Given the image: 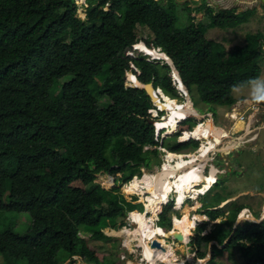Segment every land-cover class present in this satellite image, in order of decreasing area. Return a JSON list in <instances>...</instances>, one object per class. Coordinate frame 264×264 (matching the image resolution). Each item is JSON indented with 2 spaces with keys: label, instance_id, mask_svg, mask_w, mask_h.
<instances>
[{
  "label": "trees",
  "instance_id": "trees-1",
  "mask_svg": "<svg viewBox=\"0 0 264 264\" xmlns=\"http://www.w3.org/2000/svg\"><path fill=\"white\" fill-rule=\"evenodd\" d=\"M84 8L83 19L77 0H0L2 264H76L75 257L82 264H118L108 258L113 248L95 251L90 241H109L105 228L124 226L120 219L136 210V203L143 208L137 196L127 200L121 185L150 167V155L159 156L156 149L144 152L159 144L148 113L153 103L146 91L128 87L127 78L133 74L178 96L170 65L124 55L141 41L139 28L150 31L146 45L162 49L183 84L205 104L232 107L238 101L232 86L261 75V34H249L245 45L230 49L206 35L213 28L244 24L254 12L250 9L236 13L216 11L206 2L187 5L189 22L180 28L175 0L166 5L161 0H85ZM193 11L202 12L206 22ZM102 98L110 103L102 107ZM197 125V119L187 118L172 137ZM198 145L179 141L171 151ZM100 173L115 178L111 189L95 182ZM216 197L218 203L208 207L204 198L203 214L221 221L208 233L205 224L197 227L189 243L196 258H206L214 242L207 264H218V254L230 248L242 253L243 264H264V219L234 229L246 206L233 202L219 208L227 198ZM173 206L170 200L160 215L159 223L169 229ZM20 214L31 220L23 233L17 231Z\"/></svg>",
  "mask_w": 264,
  "mask_h": 264
},
{
  "label": "rangeland",
  "instance_id": "rangeland-1",
  "mask_svg": "<svg viewBox=\"0 0 264 264\" xmlns=\"http://www.w3.org/2000/svg\"><path fill=\"white\" fill-rule=\"evenodd\" d=\"M175 1L177 2L176 11H178V16H179L178 22L181 25L180 28L184 27V25L188 24V22H189L188 17H187L188 11L185 8L187 5H188V7L196 8L199 5H201L202 3L207 2V4H209V6L213 7L215 10H218L220 8L238 7L240 11L247 10L250 7H252L250 5H246V3H238V2L232 1V0H175ZM77 2L81 5L82 3L85 2V0H77ZM167 2H168V0H161V3L163 5H166ZM83 8L79 7V11H78L79 16L81 18L85 17L84 12H83ZM192 16H194L195 18H198L199 21L206 22L205 18L203 17L202 12H194L193 11ZM261 24H263V23H261ZM255 25H258V23H256ZM255 25L252 24L251 21H249V22L244 23L240 26H237L236 28H233V29L213 28V29H210L206 35L209 39H212L214 41L222 43V45H224L227 49H230L231 47H234L236 45L244 44L247 35L258 33V30L255 27ZM261 33L263 34L262 40H261V45H263L264 44V42H263L264 31H261ZM138 35L140 38H142L144 40V39H147L148 37H150L149 35H151V33L146 28H139L138 29ZM140 43L141 42H139L138 44H140ZM140 49H142L141 45H140ZM142 50L143 51L138 50V46L136 45L133 47L132 50H128L124 55H127V56H129V55L134 56L135 55V57L146 55V56H149L150 59H153V57H152L153 55H148L146 53V50H144V49H142ZM263 59H264V56L259 61L260 62L259 64L261 67L260 78H264V60ZM234 94H235L236 98H244V97L250 98L251 97V94H250V91L248 88H244L240 91H234ZM170 97H172V96H170ZM190 98H191L193 105L196 108V110H198L201 113H204L205 111H208L210 109L213 112L215 111V108L219 109L218 106H213V105H208V104L203 103L199 99L198 94L195 90L190 91ZM177 100H178V102H184L183 99H181L179 97L177 98ZM109 103H110L109 99L102 98L100 105L102 107H104V105L107 106ZM257 104H259L261 106L260 103H257ZM225 111H226V109H224V112ZM239 111H240V109H239ZM224 112L221 111V113L219 115H217V117L220 119L221 123L224 124V126H226L227 128H230L232 124L227 123L226 120L223 119V113ZM246 112H247V114H249L250 110H246ZM254 117L257 121L256 122V125H258L257 128L261 127V125L264 124V111L261 110L260 112L256 113V115H254ZM236 126L237 127L234 130V132H239L241 129H243L245 127V124L239 122L236 124ZM218 136H219V134H216L215 139ZM250 136H252V135H250ZM179 141H181V139L176 138L175 136L169 137L168 140L166 141V147L171 150L172 149L171 147L176 145ZM238 141H239V139L234 140L233 138L227 140V142H224V147H223V150H221V151L227 152V150L239 147L241 145V143H240V141L239 142ZM226 145H228V146H226ZM242 148H244V147H242ZM192 151H194V150L192 148H189L187 150L181 151L180 153L190 154V152H192ZM239 154H240L239 157H237L234 154H230L231 156H229L230 159L233 158V161L236 162L240 167H242L241 170L240 169L239 170L245 172V174L244 173L242 174L241 172L236 171V169L234 167V171L236 174L235 176L238 177L237 179L240 178L239 184L237 185L236 178L232 177L233 175H231V176L228 175L229 171L227 170L228 169L227 165H225L226 158L224 157V160H223V159L218 157L217 161L220 164L224 163V170L226 169L224 172V175L219 178L218 187L216 186V188H213L211 190V192H209L207 195L201 196L200 200L203 202L204 198L206 197V199L208 201H210L207 203V207L211 206V205H216L218 203V200L216 199L217 198L216 193H220V194H223V198H226V197L229 199L232 198V199H230V201H228V205L235 202L238 205L248 206L247 209L250 211V213H253L255 216H258L259 217L258 219H260L264 215V129L263 128L260 131L259 138L253 144L242 149L239 152ZM150 157L152 158V161H151ZM150 157L148 155V158H147V161L148 160H149V162L151 161L150 167L145 168V171L146 172H149V171L156 172V171H158V169H160L161 157L160 156L156 157L154 155H150ZM229 158H227V159L229 160ZM108 176H109L108 173H102V174L98 175V178L96 179L95 182L103 185L104 188H106V189H111L113 186H111L112 182ZM139 176H140V173H139ZM201 182H203V181L200 180V178H198V179H196L195 183H193V185L194 186L198 185ZM125 186H123V187H125ZM198 190H200V188ZM126 191L127 190L125 189L124 192H126ZM240 191H246V192L241 193L239 195L238 193H240ZM133 193L134 192H130V191L127 192V194H130V195ZM228 205L224 206V208L228 207ZM156 207L152 206L150 208V210L152 211L153 214H154ZM132 209H136L138 211H143V208L138 204L136 206H134ZM210 209H212V208H210ZM22 214H27V213H22ZM180 217L182 218V215H180ZM129 218H130V216L128 217V219L125 220V222H124L125 225H128V223L129 224L131 223V222H127V220H129ZM186 218H187V216L184 215V217L181 220H184ZM251 219H252V217H251ZM245 220H250V219L248 217H245L242 221L240 220L239 225H241ZM218 221H221V218H219ZM215 222H217V221H215ZM215 222H209V224L207 225V228L205 230V233L210 232L214 228ZM17 223H18V230L17 229L16 230L18 232L23 233L29 229V227L31 225V220H28L27 215H21L20 214V216L17 219ZM7 224L8 223L2 224V225H7ZM158 224H160L163 227V229H165V230L169 229V227H166L162 223H158ZM122 230H124V229H122ZM122 230H120V231H122ZM107 231H109V230H107ZM117 232H119V231H117ZM83 237L88 238V237H90V235H87V236L85 235ZM110 237H113V236H110ZM121 239L122 238L120 236H117L115 238H111L109 241H104V240L94 241V242L90 241V245H91V248L95 251L101 250L104 247V245H108L109 248H113L112 251H108V253H109L108 258H112L114 260H117L118 264H138L140 262V260L143 258L142 257V249L132 247L133 248V249L131 248L132 253L130 255H128L127 251L123 247L126 243L124 244V241ZM170 241L172 242L171 239H170ZM170 241H168V243L171 245L172 243ZM131 244L135 245V244H137V242H133ZM135 246H137V245H135ZM173 247L176 250L177 257L180 260H184L185 264H199L200 263V262L198 263L197 258L195 256V253H193L191 251V247L189 246V244L186 245V244H183L182 242L177 241V242H175ZM218 255H219L218 259H217L218 264H243L245 262V257L242 255V253L237 248L236 249L230 248L229 250H225L223 253H220ZM123 256H126L128 260H124L122 258ZM189 256H191V258H189ZM205 259H203V260H205ZM75 260H77L76 264H82L81 259L75 258ZM0 264H2L1 258H0ZM65 264H68V261ZM72 264H75V263H72ZM203 264H207V262L206 263L203 262Z\"/></svg>",
  "mask_w": 264,
  "mask_h": 264
},
{
  "label": "bare ground",
  "instance_id": "bare-ground-1",
  "mask_svg": "<svg viewBox=\"0 0 264 264\" xmlns=\"http://www.w3.org/2000/svg\"><path fill=\"white\" fill-rule=\"evenodd\" d=\"M141 48L146 50L149 54L154 55L157 58H167L166 53L159 50H154L151 48H148L143 43L138 44V48ZM141 49V50H142ZM143 51V50H142ZM131 79L133 82H136V80L133 77H128V79ZM165 99V103L159 102L158 106H160L163 110H169L170 116L168 118H165L164 121H161L157 123V126L159 128L165 127L169 129V133L172 131L173 125H175L176 120L185 119L190 114H196L199 116L198 112L194 109L193 104L191 101H187L186 105L179 104L177 101L167 97L165 94L163 95ZM157 102L158 100L155 99ZM249 123V122H248ZM245 128V127H244ZM214 131L210 136H207L206 134L208 132ZM217 129H214L213 124L211 123L206 128H198L194 134L198 136L199 138H207L206 141L208 142V137L211 139H215V135L217 134ZM216 140H220V138H217ZM208 149L214 148V142L211 141L210 145L206 146ZM209 151V150H208ZM205 150L204 147L201 148V155L192 154L189 159H186L185 155L181 156L179 154H170L169 157L171 160L174 158H177L178 160L175 162V164L168 162L165 163V170L164 172H157V173H147L144 178L142 179H135L131 182L130 185L127 186L126 190L130 192H139L143 193L145 191H149L152 195L148 197V200L150 201V206L148 209H150L152 206H157L155 208V213L153 216H147L143 213H132L131 217L135 221V228L136 230L133 231V229L130 230H122V231H112L111 234L114 236H120L126 238V244L131 246V243L137 242L138 246H142V256L147 260L148 264H185L184 260H180L176 255V250L165 241V239L158 238V235H164L165 237H171V236H181V240L184 242L183 244H186L188 241V236L191 234L192 229L196 226V220H202L203 218L201 216L195 215L193 218V215L191 216L189 214V210L185 209V215L187 216L184 220H175V228L171 229L170 231H164L160 227H156L154 224V220L156 219V211L160 207V205L165 202L169 196V194L173 191V189H177V192L179 193V207L182 203L183 198L187 193H192L193 191L197 190L195 189V186L191 181H196L198 176L196 175L195 171L197 169L190 168L187 170H183L179 175V180H170V176H173L175 173L178 172L179 169H182L185 166L193 165V163L196 161V159H204L206 153L208 152ZM200 180L204 179L202 175H200ZM216 175L215 170L213 169L211 171L210 176H207L205 180V186L202 188L203 193H205L207 190L210 189L213 182H215ZM156 182L159 183V186L156 185ZM197 193L198 190H197ZM226 203V202H225ZM224 203V204H225ZM223 204V205H224ZM197 206V205H196ZM183 209V208H182ZM191 216V217H190ZM251 218L252 215L249 211L244 212L243 217ZM201 222V221H200ZM113 229V228H112ZM156 238L159 239V241L163 244L165 247V250L162 249H153L150 247V245L147 243V240ZM183 247V246H182ZM133 249V248H132ZM191 258V256H189ZM179 259V260H178ZM204 261H201L199 264H203ZM144 264V263H143Z\"/></svg>",
  "mask_w": 264,
  "mask_h": 264
},
{
  "label": "crops",
  "instance_id": "crops-1",
  "mask_svg": "<svg viewBox=\"0 0 264 264\" xmlns=\"http://www.w3.org/2000/svg\"><path fill=\"white\" fill-rule=\"evenodd\" d=\"M232 1H236L238 3H246V5L252 6L249 9L252 10V11H254V12L250 16V18H249V20L247 22L251 21V23L254 24V25L256 23H258V25H255V27L258 30V33H256V34L263 35L261 33V31H264V0H232ZM224 9L236 10V13H241V12H245V11L248 10L247 9V10L240 11L238 7H230V8H224ZM247 22H245V23H247ZM261 23H263V24H261ZM256 34H252V35H256ZM246 41L247 40H245L244 44H242V45H245L247 43ZM263 42H264V39H263ZM262 51L264 53V44L262 45ZM237 99L245 102L243 104V107L240 108V112L241 113H244L247 109L252 108L253 105H259V104L255 103V102H253L252 99H251V97L250 98L249 97H244V98H237ZM260 104L262 106L261 107L259 105L260 108H261V110L264 111V104L263 103H260ZM218 107H219V109L218 108H215V111L214 112L211 109L208 110V111H205L204 113H201V112H199L197 110L198 113L201 114V115H204L205 116V115H208L209 114L208 115L209 118L205 120L206 122L203 121V120L199 121V119H197L198 120V123H203V128H206L208 125H210L212 123L214 129H217V130H218V128L221 129V130L218 131L219 133L216 132L217 134H219V136L217 138H220L221 141L220 140H216L217 138L216 139H211L210 137H208V142L205 140L206 146L207 145L209 146L210 143H211V141H213L214 142V148L213 149H208L209 151L206 153L205 158L199 160V162L196 163V164L202 163L203 165H205V167L208 169V173L209 174H211V171L214 169L215 170L216 178L218 179V178H220V177H222L224 175V172H225L226 169L224 170V163L220 164L217 160H218V157L221 158V159H223V160H224V157H225L226 158L225 165H227V168H228L227 170L229 171L228 172V175L229 176L233 175L232 177H235L236 178V182H237V185H238L240 178L237 179L238 177L235 176L236 174H235V171H234V167H235L236 171H239L242 174L243 173L245 174V172L244 171H240L242 167H240L236 162H234L233 161V158L230 159L229 156H231L230 154H234L237 157H239V155H240L239 152L242 149H244L245 147H248L249 145L253 144L259 138L260 131L262 130V128L264 129V124L261 125V127H258L257 128L258 125H256V122L257 121H256L254 115H256V113H258L260 111L254 112V111H251L250 110L249 113L252 115L250 117V119L248 121H241L239 119L231 120V119L228 118L227 113H229V111L231 110L232 107H222V106H218ZM224 109H226L225 112H224ZM221 111L224 112L223 113V119L226 120L227 123H231L232 124L230 128H227L226 126H224V124L221 123L220 119L217 117V115H219L221 113ZM239 122L245 124V128L241 129L239 132H234V130L237 127L236 124L239 123ZM214 131H211L208 136H210L212 133L215 134ZM250 135H252V136H250ZM231 138H233L234 140L235 139H239L241 145L239 147H237V148H233V149L227 150V152L221 151V150H223L224 142H227V140H229ZM202 140H203V138H202ZM226 146H228V145H226ZM242 147H244V148H242ZM227 158H229V160ZM215 186H216V183H215V185L212 183L209 191H206L205 195H207L209 192H211V190L213 188H215ZM245 192L246 191H240V193H238V194L240 195L241 193H245ZM201 194H203V193H201ZM205 195H203V196H205ZM201 196L200 195H199V197H195L194 196L192 200L184 203L180 208L179 207L175 208V210L171 213V223H172V217L173 216H177V217L181 218L180 215H182V218H183L184 215H185V209H188L189 210V214L198 215V216H201L203 218L202 220H200V219L197 220L198 225L205 224L206 225V228H207V225L209 224V222H215V221H217L215 223H219L220 221H218V219L215 220V221H212V220H210V218L206 214H203L204 213V209H203V202L200 200V197ZM129 198L130 197H128L127 200H129ZM230 199H232V198H230ZM230 199L227 198V200L225 201L226 203L223 202L222 204H224V203L227 204L228 201H230ZM132 203L134 204V202H132ZM136 204H138V203H136ZM162 204L164 205L165 202H163ZM225 204H224V206H225ZM145 208H146L145 212L149 211L147 209L148 207H145ZM216 208L217 207H213L212 209H216ZM159 213H160V209H159V211H158L157 214H159ZM151 214H152V211H151ZM156 218H159L160 219V217H158V216H156ZM125 220H126V218L120 219V221H123V222H125ZM215 223H214V225H215ZM120 225L121 224H119L118 226H120ZM105 229L103 231H104V233H105L106 236H108V237L113 236V237H110V238L117 237V236H114V235L111 234V232L112 231H116V229H112L110 227H108L106 230ZM107 230H109V231H107ZM117 231H119V230L117 229ZM121 238H122L121 240H123V241L126 240L125 237H121ZM123 247L127 251V253H129L130 248H132L131 246L129 247L128 245L126 247L125 246H123ZM133 247H135V245H133ZM112 260L114 261V259H112Z\"/></svg>",
  "mask_w": 264,
  "mask_h": 264
},
{
  "label": "clouds",
  "instance_id": "clouds-1",
  "mask_svg": "<svg viewBox=\"0 0 264 264\" xmlns=\"http://www.w3.org/2000/svg\"><path fill=\"white\" fill-rule=\"evenodd\" d=\"M78 3V2H77ZM207 3V2H206ZM84 4H85V2L84 3H82L81 5L78 3V5H79V7H84ZM208 6H209V4H207ZM220 9H224V8H220ZM83 12H84V15H85V8H83ZM194 17V16H193ZM85 18V17H84ZM83 18V19H84ZM141 39V43H143L144 45H146V43L143 41V39L142 38H140ZM137 46H138V44H136ZM135 45V46H136ZM147 46V45H146ZM148 47V46H147ZM137 48V47H136ZM148 48H151V47H148ZM152 49H154V50H156V49H158V48H156V47H152ZM138 50H140V51H142L140 48H138ZM161 51H163L162 49H161ZM164 52V51H163ZM146 53L148 54V55H151V54H149L147 51H146ZM165 53V52H164ZM143 56H146V55H143ZM148 59L150 58L149 56H146ZM153 57V59H152V61H154V62H158V63H162V64H168V65H170V67L172 68V76H173V78L174 79H176L175 78V76L177 77V79H176V89L178 90V88H177V86H178V84L186 91V93H187V95L189 94L190 95V91L188 90V88L183 84V82H182V79H181V76H179L178 74H176V71H178L177 69H176V67H175V69H176V71L174 70V68H173V65H172V62H173V60L166 54V57L167 58H162V57H160V58H157V57H155L154 55L152 56ZM173 64H174V62H173ZM179 72V71H178ZM131 75H133V74H131ZM135 76V75H134ZM137 78V77H136ZM126 84H127V86L128 85H130V86H128V87H134L133 85V81L132 80H129L128 78H127V82H126ZM244 88H248L249 89V91H250V94H251V99L253 100V102H255V103H264V78H260V77H255V78H251L250 80H248V81H244V82H240V83H236V84H234L233 86H232V90L233 91H240V90H242V89H244ZM154 90H155V94L158 96V98H159V100L161 101V102H163V103H165V99H164V97H163V95L165 94L164 92H163V90L161 89V88H155L154 87ZM166 95V94H165ZM186 95V96H187ZM167 97H169V98H171V99H173V100H175V101H177L178 102V100H177V98L179 97V98H181V99H183V101L184 102H178L179 104H183V105H186L187 104V101H191L192 102V100H189V99H187L186 97L185 98H183V97H180V95L178 94V96L177 97H175V98H172V97H170V96H168V95H166ZM153 103V107L151 108V109H160L161 110V113H160V116L161 115H163V114H166V116L167 117H169L170 116V111L169 110H163L160 106H158V104H155L154 102H152ZM192 104H193V102H192ZM235 105V104H234ZM193 107H194V105H193ZM151 109H149V110H151ZM194 109L196 110V108L194 107ZM197 111V110H196ZM198 112V111H197ZM148 113H149V111H148ZM150 114V113H149ZM199 114V113H198ZM209 115V114H208ZM208 115H201V114H199V116H197V115H195V114H190V115H188L185 119H182L181 120V122L182 121H184V120H186L187 118H190V117H193V118H195V119H199V121H201V120H203V121H205L206 119H208L209 118V116ZM151 116V115H150ZM151 121H153V126L155 127V136H156V126H155V124L154 123H159V122H161V120H160V118H157V119H153L152 117H151V119H150V122ZM180 122V123H181ZM206 122V121H205ZM179 123V124H180ZM179 124L177 125V126H175V129L174 130H172L170 133H169V131L167 132V130H166V128L165 127H161L160 129H162L163 128V130H162V133L163 134H165V139H164V145H165V148L168 150V152H169V155L170 154H179V155H181V156H184L185 155V157H186V159H189V157L192 155V154H194V155H196L195 157H197V155H201V148H202V146H206V144H205V141H203L202 140V137L200 138V140H193V141H196V142H198V148H196V149H194V148H192L194 151H192V152H190V154H187V153H176V152H172L170 149H168L167 147H166V141L168 140V138L169 137H172L173 136V134L175 133V131H176V127H178L179 126ZM198 125H199V123H198ZM198 125L196 126V127H198ZM196 127H194L193 128V130L191 131V132H194L195 131V128ZM219 130H221L220 128H218V130H216V131H219ZM190 132V133H191ZM187 134H189V133H187ZM210 133H207L206 135H209ZM183 136H181V137H179V139H181ZM189 141H192V140H189ZM159 142V141H158ZM180 142H186V141H184V140H182L181 139V141ZM159 145V144H158ZM157 145V146H158ZM156 149V148H155ZM155 149H146V147H144V152L145 151H149V150H151V151H153V150H155ZM156 150H158V149H156ZM158 152H159V156L161 157V152L158 150ZM169 159H170V157H169ZM178 159L177 158H174L173 160H171V163H173V164H175V162L177 161ZM199 160H201L200 158L199 159H196V161L193 163V165H188V166H185V167H183L182 169H179L178 170V172L177 173H175L173 176H170V180H177V176H180L179 174L183 171V170H187V169H190V168H194L195 167V169H199V170H196L195 171V173H196V175L198 176V177H200V175H205V176H207V175H210L209 173H208V169L205 167V165H203L202 163H200V164H196V163H198L199 162ZM145 168H147V167H142L141 168V175L139 176V173H137V175H135L134 177H133V179L132 180H130L129 182H127V183H122V185H121V193H123V194H126V195H128L129 197H131V196H137L138 198H139V201L143 204V211H138V210H134V211H128L127 213H126V215L123 217V218H128L129 216H130V218H129V220L128 221H131V223H132V226H134V229L133 228H131V229H133V231L134 230H136V228H135V221L133 220V218L131 217V214L132 213H135V212H138V213H143V214H145V215H147L148 217L149 216H152L153 215V213H152V215H151V210L150 209H148L149 211H147V212H145V210H146V208H145V205H144V203H143V199H145L146 197H149V196H151L152 194L149 192V191H145V192H143V193H139V194H137V192H134L133 194H127V192L128 191H126V192H124V190L126 189V187L128 186V185H130L131 184V182L132 181H134L135 179H142V177L144 176L145 177V175L147 174V173H150L151 171H149V172H146L145 171ZM143 169V170H142ZM164 170L165 169H163V159H162V157H161V163H160V169H158V171H156V172H151V173H157V172H164ZM199 171V172H198ZM150 173V174H151ZM100 174H102V173H100ZM99 174V175H100ZM109 174V173H108ZM110 179H111V182H112V185L111 186H114V184H115V178L113 177V176H111L110 174H109V176H108ZM143 177V178H144ZM180 178V177H179ZM178 181V180H177ZM192 182H194V181H191V183ZM219 182V178L218 179H216V181L215 182H213V184L215 185V183L217 184ZM101 185V184H100ZM126 185V186H125ZM156 185L157 186H159V183L158 182H156ZM101 186H103V185H101ZM123 186H125V187H123ZM104 187V186H103ZM203 188L204 187V182H201L200 184H198V185H195V189H199V188ZM175 190V188L173 189V191L169 194V196H168V198H167V200L165 201V204L163 205V206H165V205H167V203L171 200V201H173L174 202V206L176 205V197L179 195V193L177 192V189H176V191H174ZM195 191H197V190H195ZM208 191V190H207ZM206 193V192H205ZM205 193H203V194H200V196L202 195H205ZM128 198V197H127ZM171 198V199H170ZM130 199V198H129ZM170 199V200H169ZM129 201V200H128ZM148 203H149V205H148V207L150 206V201L148 200ZM178 205H179V202H178ZM173 206V209L175 210V207ZM181 207V206H180ZM179 207V208H180ZM220 207H224V205H220ZM219 207V208H220ZM163 208V207H162ZM248 206H246V208H244L242 211H241V213L239 214V216H242V220L245 218V217H243V215H244V212H247V211H249L248 209ZM159 209H160V207H159ZM250 212V211H249ZM162 213V212H161ZM161 213L160 214H157V216L158 217H160V215H161ZM22 215V214H21ZM251 215H252V219L251 218H249L250 220H245V221H253V222H256V221H254L253 220V218H256L257 216H255L253 213H251ZM238 216V217H239ZM247 217V216H246ZM175 218H179V217H177V216H173L172 217V227H171V229H173V227L175 228V226H174V224H175ZM259 217H257L256 219H258ZM159 219V218H158ZM156 220V219H155ZM155 220H154V224H155V226L156 227H160V228H162L163 229V227H161L160 226V224H158L159 222H160V219H159V221L158 222H155ZM127 223V222H126ZM131 226V227H132ZM199 226V225H198ZM197 226V227H198ZM197 227H196V230H197ZM120 228V229H119ZM119 228H118V230L120 231V230H122V229H125V230H130V226L129 225H125L124 224V226H119ZM171 229H169V230H165V229H163L164 231H170ZM196 230L195 231H192L191 233H194V232H196ZM205 232V231H204ZM164 236V235H163ZM194 236V235H193ZM193 236H191V235H189L188 237H190V238H192ZM159 238V237H158ZM152 239H156V238H152ZM152 239H148L147 240V243L150 245V241L152 240ZM161 239H165V241L166 242H168V241H170V239L171 240H174L172 237H170V238H166L165 236L163 237V238H161ZM158 240V239H157ZM159 241V240H158ZM176 242H177V240H175ZM160 242V241H159ZM171 242V241H170ZM126 242L124 241V244H125ZM182 243H184V242H182ZM190 243V242H189ZM189 243H187V245L189 244ZM162 244V243H161ZM163 245V244H162ZM125 247L127 246V244H125L124 245ZM131 247H133V245L131 244ZM136 247H138V248H141L142 250H143V247L142 246H136ZM151 247V246H150ZM152 248V247H151ZM194 253V252H193ZM75 258H78V257H75ZM205 259V258H204ZM201 260H203V259H201ZM204 261V260H203ZM144 263V262H143ZM204 263H206L205 261H204Z\"/></svg>",
  "mask_w": 264,
  "mask_h": 264
},
{
  "label": "built area",
  "instance_id": "built-area-1",
  "mask_svg": "<svg viewBox=\"0 0 264 264\" xmlns=\"http://www.w3.org/2000/svg\"><path fill=\"white\" fill-rule=\"evenodd\" d=\"M157 50L161 51L160 48H158ZM129 56H131V55H129ZM133 57H135V55H134ZM148 60L152 61V59H150V58H149ZM175 78L177 79L176 76H175ZM177 80H178V79H177ZM177 88H178V94L180 95V97L185 98L186 95H187L186 91H185V90H184L179 84H178ZM244 103H245L244 101L238 100V101L235 103V105L231 108V110L229 111V113H227L228 118L231 119V120L239 119V120H241V121H248L252 115H251L250 113L247 114L246 111H245L244 113H241V112L239 111V109H240L241 107H243V104H244ZM247 110H251V111H254V112H258V111H261V108H260L259 105H253L252 108H249V109H247ZM149 113H150V115H151V117H152L153 119L160 118L161 121H164L165 118H168V117L166 116V114H163V115L160 116V113H161V110H160V109H158V110H157V109H151V110H149ZM180 122H181L180 119L176 120L175 125L177 126ZM154 124H155V126H156V136H155V140H156V141H159V145H158V146H153V147H152V146H146V149H155V148H156V149H158V150L161 152V157H162V159H163V169H165V166H164L165 163L171 162V160L169 159V152H168V150L165 148V145H164L165 134L162 133L163 128L160 129V128L157 126V123H154ZM198 128H202V129H203V123H199L198 127L195 128V131H196ZM166 130H167V132L169 131L168 128H166ZM195 131H194V132H195ZM194 132H191V133H189V134H184L183 137H182L181 139L184 140V141H189V140H200V138H199L198 136H196V135L194 134ZM210 132H211V130H210ZM210 132H208V133H210ZM207 136H208V135H207ZM197 170H199V169H197ZM198 172H199V171H198ZM179 177H180V176H177V180H179ZM216 179H217V178H216ZM216 179H215V181H216ZM192 183H195V181L192 182ZM174 191H176V189H175ZM137 194H139V193L137 192ZM199 195H200V194L197 193V191H193L192 193H187V194L185 195V197L183 198L182 203H181L180 206H182L184 203H186V202L192 200L194 196H195V197H199ZM178 201H179V198H178V196H177V197H176V205L174 206L175 208L179 207V205H178ZM143 203H144L145 207H148V205H149V203H148V197H146L145 199H143ZM194 216H195V215H193V218H194ZM127 219H128V218H127ZM158 221H159V219L156 218L155 222H158ZM127 222H131V221H128V220H127ZM195 222H196V226L192 229V231H195V230H196V227L198 226L197 220H196ZM128 225L130 226V229H131V228L134 229V226H132V223H130V224L128 223ZM131 226H132V227H131ZM190 235L193 236L194 233H191ZM158 237H159V238H163L164 236H163V235H158ZM158 240H159V239H158ZM190 241H191V238L189 237V242H190ZM150 242H151V241H150ZM175 242H176L175 240H172V242H171V243H172V244H171L172 247H173V245L175 244ZM189 242H187V243H189ZM187 243H186V245H187ZM135 248H138V247L135 246ZM173 248H174V247H173ZM153 249L157 250V249H159V248H153ZM131 253H132V249L130 248L128 255H130ZM142 257H143V256H142ZM122 258H123L124 260H128L126 256H123ZM141 260L144 262V264H148L147 260H146L144 257H143ZM178 260H179V259H178ZM197 261H198V263H199V262H201V261H203V260H201V259H197Z\"/></svg>",
  "mask_w": 264,
  "mask_h": 264
},
{
  "label": "water",
  "instance_id": "water-1",
  "mask_svg": "<svg viewBox=\"0 0 264 264\" xmlns=\"http://www.w3.org/2000/svg\"><path fill=\"white\" fill-rule=\"evenodd\" d=\"M172 65H173L174 70L176 71V69H175V65L173 64V62H172ZM176 74H178V75L180 76V73H179L178 71H176ZM130 77H133V78L136 80V82H133V84H134L133 86L136 87V88H138V89H142V90L146 91V93L148 94V96L150 97V99H151L152 102H154L155 104H158V103L160 102L158 96L155 94V90H154V86H153L152 82H151V83H148V84H143V83H141V82L136 78V76H134V75H130ZM129 80H131V79L129 78ZM128 86H130V85H128ZM186 98L189 99V100H191L189 94L186 96ZM155 99H157L158 101L156 102ZM195 115H196V114H195ZM197 116H198V115H197ZM150 123L153 124V121H151ZM203 141H205V138H203ZM162 207H163V204L160 205V213L162 212ZM160 213H159V214H160ZM254 219H255V220H254ZM263 219H264V215H263L260 219L253 218V220L256 221V222H261ZM240 220L242 221V216H239V217L237 218V221H236V223H235L234 229H237V227H238L239 224H240ZM173 229H174V227H173ZM171 237H172L174 240H177V241H179V242H183V241L181 240V236H171ZM166 238H170V237H166ZM187 242H189V237H188V241H187ZM225 243H226V242H225ZM213 244H214V242H212V243L210 244V246H209V253H208L206 259L204 260L205 262H208V261H210V259H211V255H212V253H211V247H212ZM150 246H151L152 248H159V249L165 250V247H164V246L161 244V242H159L157 239H152L151 242H150ZM219 247H220V246H219ZM138 264H143V261L140 260V262H139Z\"/></svg>",
  "mask_w": 264,
  "mask_h": 264
},
{
  "label": "flooded vegetation",
  "instance_id": "flooded-vegetation-1",
  "mask_svg": "<svg viewBox=\"0 0 264 264\" xmlns=\"http://www.w3.org/2000/svg\"><path fill=\"white\" fill-rule=\"evenodd\" d=\"M206 139H207V138H205V140H206ZM235 140H236V139H235ZM239 141H240V140H239ZM239 141H238V142H239ZM238 142H237V143H238ZM202 147H204L205 150L208 151V148H206L205 146H202ZM207 176H209V175H207ZM207 176L202 175V177H203L204 179H205ZM198 178H199V177H198ZM198 178H197V179H198ZM204 179H202V181L204 182V186H205V180H204ZM197 190H198V189H197ZM198 192H199V194L203 193V191H202V187L200 188V190H198Z\"/></svg>",
  "mask_w": 264,
  "mask_h": 264
}]
</instances>
